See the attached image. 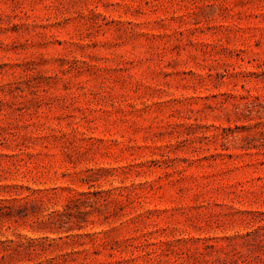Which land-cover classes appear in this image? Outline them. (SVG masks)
Returning a JSON list of instances; mask_svg holds the SVG:
<instances>
[{"label": "rangeland", "instance_id": "rangeland-1", "mask_svg": "<svg viewBox=\"0 0 264 264\" xmlns=\"http://www.w3.org/2000/svg\"><path fill=\"white\" fill-rule=\"evenodd\" d=\"M0 264H264V0H0Z\"/></svg>", "mask_w": 264, "mask_h": 264}]
</instances>
